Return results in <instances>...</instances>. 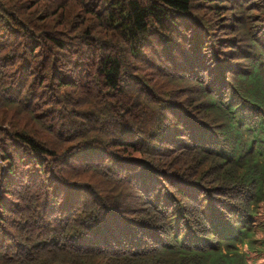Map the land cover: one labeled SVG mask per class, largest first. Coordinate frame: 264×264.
Returning <instances> with one entry per match:
<instances>
[{
  "label": "trees",
  "instance_id": "trees-1",
  "mask_svg": "<svg viewBox=\"0 0 264 264\" xmlns=\"http://www.w3.org/2000/svg\"><path fill=\"white\" fill-rule=\"evenodd\" d=\"M0 264H264V0H0Z\"/></svg>",
  "mask_w": 264,
  "mask_h": 264
},
{
  "label": "rangeland",
  "instance_id": "rangeland-1",
  "mask_svg": "<svg viewBox=\"0 0 264 264\" xmlns=\"http://www.w3.org/2000/svg\"><path fill=\"white\" fill-rule=\"evenodd\" d=\"M52 115L53 114L51 113L47 114L48 123L45 127L49 129L54 128L53 123L50 122V120L52 119V117L50 116ZM56 121L58 123L57 129H60V125H59L60 119ZM71 121L72 119H65V120H62L60 123H66V125H68L71 123ZM79 198H80V195L78 191H76V189H73V188H62L61 191H57L54 194H51L48 198V201L46 202L47 207H48V218L53 220L58 215V213L53 212L52 209L54 208L61 209L60 214H63L64 211L73 209L76 205L80 203Z\"/></svg>",
  "mask_w": 264,
  "mask_h": 264
}]
</instances>
